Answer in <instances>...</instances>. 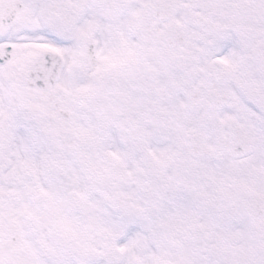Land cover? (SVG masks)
I'll use <instances>...</instances> for the list:
<instances>
[{
	"label": "snow or ice",
	"instance_id": "6c2138e0",
	"mask_svg": "<svg viewBox=\"0 0 264 264\" xmlns=\"http://www.w3.org/2000/svg\"><path fill=\"white\" fill-rule=\"evenodd\" d=\"M0 264H264V0H0Z\"/></svg>",
	"mask_w": 264,
	"mask_h": 264
}]
</instances>
